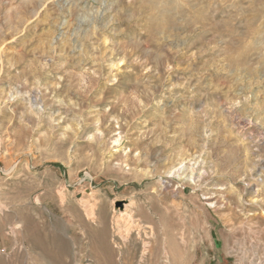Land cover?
Segmentation results:
<instances>
[{
  "label": "rangeland",
  "instance_id": "374dc122",
  "mask_svg": "<svg viewBox=\"0 0 264 264\" xmlns=\"http://www.w3.org/2000/svg\"><path fill=\"white\" fill-rule=\"evenodd\" d=\"M0 264H264V0H0Z\"/></svg>",
  "mask_w": 264,
  "mask_h": 264
},
{
  "label": "bare ground",
  "instance_id": "6f19581e",
  "mask_svg": "<svg viewBox=\"0 0 264 264\" xmlns=\"http://www.w3.org/2000/svg\"><path fill=\"white\" fill-rule=\"evenodd\" d=\"M125 238V237H124Z\"/></svg>",
  "mask_w": 264,
  "mask_h": 264
}]
</instances>
